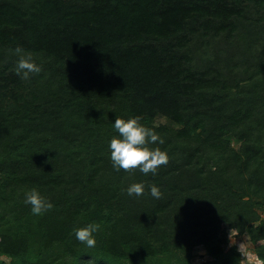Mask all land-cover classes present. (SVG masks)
<instances>
[{
	"label": "trees",
	"instance_id": "16d2710c",
	"mask_svg": "<svg viewBox=\"0 0 264 264\" xmlns=\"http://www.w3.org/2000/svg\"><path fill=\"white\" fill-rule=\"evenodd\" d=\"M249 3L264 10V0H0V252L9 264H192L193 248L210 245L221 224L264 240L252 199L264 200V86L227 114L225 73L250 60L242 53L227 66V50L211 55L202 41H264V12L254 22ZM18 47L41 67L27 80L16 73ZM132 117L164 141L149 145L169 157L156 175L112 166V122ZM157 117L179 128L153 127ZM231 134L246 139L239 153L224 142ZM133 183L144 198L127 194ZM32 189L53 207L32 213ZM88 223L99 225L92 248L74 232ZM209 253L211 264H240L235 248ZM255 254L264 264V245Z\"/></svg>",
	"mask_w": 264,
	"mask_h": 264
},
{
	"label": "rangeland",
	"instance_id": "374dc122",
	"mask_svg": "<svg viewBox=\"0 0 264 264\" xmlns=\"http://www.w3.org/2000/svg\"><path fill=\"white\" fill-rule=\"evenodd\" d=\"M264 10L260 7H257L255 3H249L247 4L246 8V16L249 17L254 22L257 21L259 17L263 15ZM259 24L263 25L264 28V20L263 22H260ZM252 25V24H250ZM245 33V32H243ZM252 37H250L251 39ZM202 41L204 43L203 48L206 46L212 47L213 52L210 51V54H218V50L221 47H224L227 50V54H220L221 57H223L224 62L227 64V66H231L233 64H237L241 60V54L244 53L246 57H248L249 61V68L248 66L244 65V67L235 68V70L226 71L225 75L227 76L226 79V88L223 90H220L219 93H227L230 99L229 101H225L222 103V109L226 111V113H230V108H233L234 106H231V101L233 104L235 102H239L237 100L238 98L244 97L246 100L251 98L250 92L252 90L263 87L264 86V41H261V35L258 38L254 37L250 42H240L238 39H234V37L228 38L225 34L221 35L220 37L213 38L212 36L202 38ZM249 41V40H247ZM255 59V60H254ZM259 60L260 62H256L255 65L251 64V61ZM254 76L253 79H251V76ZM262 92V91H260ZM244 101V100H243ZM242 102V101H241ZM244 103V102H243ZM242 104V103H241ZM90 119V118H87ZM250 123V122H249ZM248 123V124H249ZM153 127H159L164 126L168 127L173 130H177L179 126H176L166 120L163 117H157L154 119ZM252 127V125L250 124ZM232 128L231 125L227 122V129ZM199 129L196 127L195 132H198ZM110 134L113 133L110 130L108 131ZM231 137H225L224 142L225 144L228 142L229 149L232 150L235 153L241 152L243 148V144L245 142L244 139L238 140L235 135L231 134ZM256 135H254L252 138V142H255ZM259 163V162H258ZM230 166H228L229 168ZM230 173V172H229ZM248 173V172H247ZM247 173L245 175H247ZM3 178L0 176V180ZM144 195V194H143ZM141 197H145V196ZM247 195V193H246ZM249 196V195H248ZM248 197H244V199H247ZM255 202H259L260 206H256L257 208L254 209L256 213L259 215L260 219L264 218V200L258 199V198H252ZM146 200V199H144ZM138 202V201H137ZM260 221V220H259ZM259 221L255 222V224H258ZM214 241L208 245H198L193 248L190 261L192 264H211L216 259L214 256H212L209 253V248H215L219 247L220 250H222L224 253L230 250L231 248H235L236 253L239 255V263L240 264H262V262L257 258L255 251L258 249L259 246L264 245V240L259 241L257 244H253L249 236L246 232L240 233L235 228H231L226 224H221L219 234L216 238L213 239ZM182 256L181 253H179V257ZM10 260L5 257L0 252V264H9Z\"/></svg>",
	"mask_w": 264,
	"mask_h": 264
},
{
	"label": "clouds",
	"instance_id": "9594fccd",
	"mask_svg": "<svg viewBox=\"0 0 264 264\" xmlns=\"http://www.w3.org/2000/svg\"><path fill=\"white\" fill-rule=\"evenodd\" d=\"M15 52L19 56L16 73L22 79H30L32 74L41 72V67L31 57L25 54L21 48H16ZM114 130L118 135H114L109 142L110 159L116 171L138 169L144 174L156 175L161 165L168 163V155L159 148H151L149 145L156 143L163 144V139L154 129L146 127L140 123L139 117L129 119L116 118L112 122ZM129 196L139 197L144 194L143 183H133L126 189ZM150 193L153 197L159 198L161 192L155 185L151 186ZM26 204L31 205L32 213L40 215L53 207V204L46 197L42 196L36 189L25 193ZM99 230L96 223H88L86 226L74 230L78 241L92 248L96 245L95 233Z\"/></svg>",
	"mask_w": 264,
	"mask_h": 264
}]
</instances>
